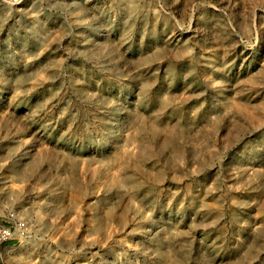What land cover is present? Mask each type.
<instances>
[{
  "label": "rangeland",
  "instance_id": "rangeland-1",
  "mask_svg": "<svg viewBox=\"0 0 264 264\" xmlns=\"http://www.w3.org/2000/svg\"><path fill=\"white\" fill-rule=\"evenodd\" d=\"M0 264H264V0H0Z\"/></svg>",
  "mask_w": 264,
  "mask_h": 264
},
{
  "label": "built area",
  "instance_id": "built-area-1",
  "mask_svg": "<svg viewBox=\"0 0 264 264\" xmlns=\"http://www.w3.org/2000/svg\"><path fill=\"white\" fill-rule=\"evenodd\" d=\"M10 6H18L27 0H2ZM26 222L17 217L16 212H7L0 216V247L8 245L15 237L26 234Z\"/></svg>",
  "mask_w": 264,
  "mask_h": 264
}]
</instances>
